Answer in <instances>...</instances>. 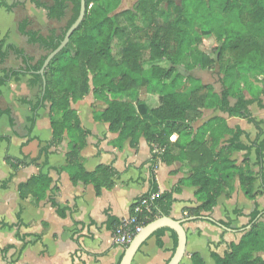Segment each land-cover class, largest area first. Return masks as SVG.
<instances>
[{
	"label": "trees",
	"instance_id": "trees-1",
	"mask_svg": "<svg viewBox=\"0 0 264 264\" xmlns=\"http://www.w3.org/2000/svg\"><path fill=\"white\" fill-rule=\"evenodd\" d=\"M25 2L44 10L49 19L65 21V25L42 33L30 28L28 18L18 22V31L27 42L46 52L38 59L16 44L7 42V34L1 36L0 33V64L11 53L21 61L18 67L0 71V86L29 77L28 85L37 88L35 100H21L30 110L28 134L33 131L39 109L50 105L52 139L49 145L29 161L28 155L8 158L15 169L36 163L43 154V164L47 163L48 148L61 142L66 133L69 139L66 158L72 180H91L97 192L102 187L99 179L106 181L103 186L113 185L107 170L87 173L79 158L87 131L81 126L71 103L90 92L106 104L96 118L107 122L111 131L118 132L120 140L131 138L135 143L140 136L145 137L152 145L154 157L159 154L163 157L169 150L172 134L180 136L190 130L191 122L200 116L202 108H218L259 125L248 108L258 98L246 99L240 82L246 75L244 70L251 67L264 70V0H179V3L177 0H138L133 7L120 10V0H85L83 20L72 32L67 45L48 63L43 74L39 70L46 56L58 47L76 20L80 0H23L11 4L1 0L0 7L10 12ZM216 3L220 5L219 14L226 17V23L224 20L220 24L215 22ZM235 14L245 31L230 23ZM210 37H215L217 43H207L206 38ZM225 60L228 62L223 68L221 93L214 92L211 86L193 77H185L179 69L180 66L188 70L193 67L209 69ZM144 85L148 91L159 94L157 106L150 107L144 100L132 102L119 98ZM231 99L235 101L232 103ZM258 104L261 106L259 100ZM10 114L8 109L0 110V118ZM241 134L239 129L232 132L231 150L246 148L238 141ZM211 136L199 138L195 135L188 143L191 147L201 143L210 149L204 163L192 169V182L199 186L200 198L203 199L189 215L211 211L236 174L248 198L254 199L262 192L255 190L257 176L248 167L236 166L228 156L215 152L216 142L208 140ZM263 149V144H259L260 159L264 157ZM153 162L155 165V160ZM260 176L264 190V172ZM51 182L46 173L33 175L19 185L21 199L38 202L50 191L55 193L56 188L51 189ZM151 194H155V198L150 201L151 212L143 217L145 225L157 217L168 216L173 200L171 193L158 192L153 173L148 196ZM51 202L56 205L54 198ZM58 212L63 214L62 210L58 209ZM263 213L255 208L250 214L249 228L238 243L231 245L225 256L216 258V264H264L257 255L264 250V220H259ZM165 230L168 228H161L154 234L161 235ZM171 231L176 246L177 236ZM192 260L194 264H200L197 254Z\"/></svg>",
	"mask_w": 264,
	"mask_h": 264
},
{
	"label": "crops",
	"instance_id": "crops-1",
	"mask_svg": "<svg viewBox=\"0 0 264 264\" xmlns=\"http://www.w3.org/2000/svg\"><path fill=\"white\" fill-rule=\"evenodd\" d=\"M5 1L8 4L23 2ZM14 9L8 12L0 7V13L11 15ZM20 36L27 41L25 36ZM9 42L13 43L10 38ZM20 63L2 67L0 71L18 67ZM179 69L185 77H193L211 86L216 93L222 92L223 69H215L213 81L206 78V69L193 67L188 70L183 66ZM244 73L240 88L246 99L258 98L248 108L259 125L218 108H202L186 134L170 136V147L163 157L162 154L153 156L152 145L145 137L140 136L135 143L131 138L120 140L118 132L111 131L107 122L97 119L96 115L106 108V104L95 98L92 92L72 102V109L87 131L86 143L79 155L84 170L93 174L104 169L111 174L113 185L103 186L106 181L99 179L102 185L99 192L91 180H72L66 158L69 151L66 133L61 142L48 148L47 163L43 164L44 154L36 163L16 169L9 163L8 158L28 155L29 161L38 157L41 150L49 145L52 139L50 105L39 109L33 131L28 134L30 110L21 100H35L37 94H20L18 83L24 80L28 85L29 77L0 86V110L11 112L9 116L0 118V138H4L0 140V264H119L127 245L115 242L114 229L130 216L136 201L148 196L152 173L158 192L172 194L168 216L182 220L186 231L185 254L179 264H194V254L199 256L197 262L200 264H216V258L225 256L231 245L238 243L249 228L250 214L255 208L262 213L264 211V190L260 179L264 172V157L260 159L258 156V145L263 144L264 147V70L251 67ZM9 92L14 94V98L6 100L4 97ZM119 98L132 102L144 100L150 107L160 103L159 94L148 91L146 85ZM234 101L231 99L232 103ZM205 129L208 131L204 132ZM237 129L242 131L238 141L246 148L231 150L232 132ZM195 135L199 138L212 135L208 140L216 142L215 152L228 156L236 166L248 167L257 176L255 190L262 192L254 199L248 198L236 174L211 211L189 215L203 199L200 198L199 186L192 182V169L202 165L210 154V149L204 144L188 145ZM39 172L52 179L50 187L56 188L55 193L50 191L38 202L22 200L19 185ZM52 198L56 205L52 204ZM259 220H264V213ZM174 249L171 229L161 235L153 234L140 247L131 264H166ZM257 255L264 261V250Z\"/></svg>",
	"mask_w": 264,
	"mask_h": 264
},
{
	"label": "rangeland",
	"instance_id": "rangeland-1",
	"mask_svg": "<svg viewBox=\"0 0 264 264\" xmlns=\"http://www.w3.org/2000/svg\"><path fill=\"white\" fill-rule=\"evenodd\" d=\"M50 1V0H45ZM138 0H120L119 10L123 8H130L133 7ZM179 3V0H177ZM16 9L13 10V13L11 15L8 14H1L0 13V33L1 36L3 34H7V42H9V38L12 40L13 43L17 44L20 47H23L25 52L31 56H34L36 59L39 57L45 55V51L40 49L38 45L29 44L26 40H23V37L20 36V33L17 30V22L22 20L23 18H28L30 21V28L38 29L42 33H46L49 28H57L61 29L65 25V21H56L53 19H49L45 11L39 8H36L33 4L30 2H25L21 5H18L15 7ZM214 19L215 22H218V24L226 21V17L223 14H219L220 5L215 4L214 5ZM208 17V16H206ZM240 19L237 14L231 17L230 23L233 25V27H237L239 30L245 31L241 27V23L239 22ZM226 23V22H225ZM224 23V24H225ZM6 30L5 33H3ZM207 43L213 44L214 42L217 43L215 37L206 38ZM20 59L16 58L14 54H9L8 57L5 59L3 64H0V69L2 67H8V66H17L20 63ZM228 61H223L221 65L216 64L213 68L206 69L205 76L207 79L213 81L215 78V69L222 70L224 65ZM21 64V63H20ZM18 85L20 94H24V96H33L37 90L30 89L26 82L24 80H21ZM255 85V84H254ZM30 91V93H28ZM6 100L9 98H14V94L12 92H9V94L5 95L4 97ZM22 110V109H21ZM42 113H45V111L41 110Z\"/></svg>",
	"mask_w": 264,
	"mask_h": 264
},
{
	"label": "water",
	"instance_id": "water-1",
	"mask_svg": "<svg viewBox=\"0 0 264 264\" xmlns=\"http://www.w3.org/2000/svg\"><path fill=\"white\" fill-rule=\"evenodd\" d=\"M85 0H80L79 14L76 20L67 29L63 40L60 42L57 48L51 51L45 58L39 73L43 74L48 63L56 56L69 42L72 32L78 27L85 15ZM161 228H168L173 230L177 236V242L174 252L166 264H179L185 254L187 235L183 226V221L180 219H174L170 216H160L147 223L141 231H139L124 249V254L119 264H131L134 256L143 245V243L152 236L157 230Z\"/></svg>",
	"mask_w": 264,
	"mask_h": 264
},
{
	"label": "built area",
	"instance_id": "built-area-1",
	"mask_svg": "<svg viewBox=\"0 0 264 264\" xmlns=\"http://www.w3.org/2000/svg\"><path fill=\"white\" fill-rule=\"evenodd\" d=\"M155 194L141 197L132 207L128 218L123 219L114 229L113 238L121 245H127L131 239L145 226L144 216L151 212L150 201Z\"/></svg>",
	"mask_w": 264,
	"mask_h": 264
}]
</instances>
